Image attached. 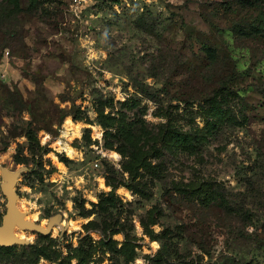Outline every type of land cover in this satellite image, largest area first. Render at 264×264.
<instances>
[{
	"label": "rangeland",
	"instance_id": "374dc122",
	"mask_svg": "<svg viewBox=\"0 0 264 264\" xmlns=\"http://www.w3.org/2000/svg\"><path fill=\"white\" fill-rule=\"evenodd\" d=\"M6 171L0 264H264V0H0Z\"/></svg>",
	"mask_w": 264,
	"mask_h": 264
},
{
	"label": "water",
	"instance_id": "95a60500",
	"mask_svg": "<svg viewBox=\"0 0 264 264\" xmlns=\"http://www.w3.org/2000/svg\"><path fill=\"white\" fill-rule=\"evenodd\" d=\"M193 27H187V31H191ZM17 173H5V183L2 186L4 194L8 197L7 213L4 217L3 224L0 226V246L12 247L15 245H26L28 242L16 235V228L32 229L42 234H48V229L43 228L36 222L26 219V213L21 211L17 206L18 194L15 191ZM56 222V221H55ZM51 225V224H50ZM18 230V229H17Z\"/></svg>",
	"mask_w": 264,
	"mask_h": 264
},
{
	"label": "trees",
	"instance_id": "16d2710c",
	"mask_svg": "<svg viewBox=\"0 0 264 264\" xmlns=\"http://www.w3.org/2000/svg\"><path fill=\"white\" fill-rule=\"evenodd\" d=\"M32 1H33V4H36L40 0H32ZM112 121H115V119H112ZM115 123L112 122L110 124L114 125ZM28 135H29V137L31 138L32 141L36 140V134H35V132L33 130L30 129L29 132H28ZM184 140H185L184 135L181 134V133H178V132H174V133L167 132V133H165V136H164V141L166 142V144L168 146H172L173 144H176V143H182V142H184ZM222 205H223V208L226 209V210H230L231 207H232L231 204H229V202L227 200ZM22 249L25 250V248H22ZM0 250L1 251L4 250V251H9L10 252V251L15 250V248H1L0 247ZM74 257L79 259V264H87L88 263V259H89L88 255L85 254L80 249L75 250Z\"/></svg>",
	"mask_w": 264,
	"mask_h": 264
},
{
	"label": "bare ground",
	"instance_id": "6f19581e",
	"mask_svg": "<svg viewBox=\"0 0 264 264\" xmlns=\"http://www.w3.org/2000/svg\"><path fill=\"white\" fill-rule=\"evenodd\" d=\"M17 232H18V231H17V228H16V235L19 236Z\"/></svg>",
	"mask_w": 264,
	"mask_h": 264
}]
</instances>
